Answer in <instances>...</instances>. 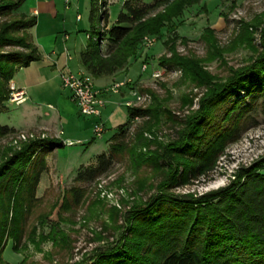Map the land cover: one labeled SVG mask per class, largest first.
<instances>
[{
  "label": "trees",
  "instance_id": "obj_1",
  "mask_svg": "<svg viewBox=\"0 0 264 264\" xmlns=\"http://www.w3.org/2000/svg\"><path fill=\"white\" fill-rule=\"evenodd\" d=\"M25 1L3 0L0 17L9 16ZM200 1L154 0L146 4L142 0H125L116 24L108 28L107 0H92L88 43L80 55L82 67L94 79L121 73L131 59L137 60L145 37H160L167 24L187 6ZM36 24V16L25 14L0 23V115L7 109L5 104L11 98L10 84L16 72L42 58L28 33ZM208 33L206 43L211 42L214 32ZM262 39L263 49L256 58L246 66L232 69L224 82H216L203 68V61L180 56L175 52V42H166L172 57L161 58L159 66L182 69L195 86L206 87L207 92L199 109L184 118L162 107L154 94L152 106L127 108L128 121L111 137L109 153L99 155L96 164L78 169L75 183H94L107 174L119 155L127 153L135 170L148 165L163 175L156 186L150 185L149 190L156 191L149 200L137 203L129 212L125 231L117 242L89 264H264V159L239 170L234 181L218 191L199 198L172 194L175 188L207 177L226 144L236 141L242 112L232 120L237 105L229 109L222 118L224 123L230 122L229 126H219L218 130L214 127L217 112L243 91L251 93L259 87V94L264 92V34ZM104 41L109 43L107 50L102 48ZM191 103L187 98L183 105ZM161 117L178 127L176 138L153 150L143 134L157 126ZM139 119L145 125L136 129L129 142L130 124ZM18 134L0 125V136ZM61 147L63 141L57 138H39L24 144L0 165V252L6 247V238L13 240L16 253L23 244L28 207L36 201V190L46 170L45 157ZM143 149L149 152L142 153ZM139 185L143 189L144 183ZM84 194L81 188L69 189L43 222L56 226L63 212L78 206ZM41 239L55 245L61 240L55 232Z\"/></svg>",
  "mask_w": 264,
  "mask_h": 264
},
{
  "label": "rangeland",
  "instance_id": "obj_2",
  "mask_svg": "<svg viewBox=\"0 0 264 264\" xmlns=\"http://www.w3.org/2000/svg\"><path fill=\"white\" fill-rule=\"evenodd\" d=\"M2 1L0 0V4ZM55 1L59 11L61 9L63 18L64 15L66 16L62 8L64 0ZM81 1L82 7L86 3L87 7L89 6L90 0ZM27 2L26 0L9 16L0 17V23L15 20L19 14L27 15L30 10V4ZM107 2L109 24L112 27L116 24L125 0H107ZM142 2L151 4L154 0H142ZM68 13L71 14V12ZM79 13L83 16L81 23H85L84 7ZM81 23L79 22L78 25L81 26ZM85 30L88 31L89 26H86ZM208 30L214 32L211 35L213 38L211 44L206 43L210 35ZM263 34L264 0H231L228 2L201 0L195 5L187 6L180 16L174 18L171 24L166 25L160 37H154L153 46L143 47L141 45L137 60H130L129 65L133 63L129 74L132 75V79H128L134 82V86L141 94H148L151 97L141 108L152 106L154 94L162 107L168 109L176 117L184 118L199 109L200 100L207 92L206 87L195 86L185 76L182 69L159 66L161 58L172 57L167 41L169 45L173 44L172 41L175 42V52L180 56L203 61L202 66L205 71L216 82H224L232 69H239L250 64L262 51ZM76 37L77 46L87 42L86 32L79 29L68 41L69 48L74 46ZM108 45L109 43L104 41L103 50H107ZM143 63H148L152 67L166 68L167 72L162 79L154 80L151 77L150 68L145 73L141 71ZM174 72L178 74L175 75ZM96 85H99V82L96 81ZM259 90L260 88L257 87L251 93L243 91L236 94L219 108L214 124L217 130L219 126L222 128L229 126V121L224 123L222 120L229 109L237 105L236 111L231 114L232 120L242 112L236 141L226 144L207 177L201 176L198 181L190 185L173 189L174 196L193 195L199 198L223 189L234 181L239 170L250 168L264 159V92L259 94ZM125 91V95L132 99L130 90ZM187 98H190L192 103L184 106ZM46 104L41 103L37 110L38 114L52 112ZM8 105L9 111H4L0 115L2 126H16L20 129L24 123L35 118V116L31 118L24 115L25 106ZM121 110L127 114L126 107L122 106ZM89 120L91 118L88 117L81 119L82 122ZM93 124L85 131H72L66 126L54 128L56 138L63 141L64 147L52 149L46 155V170L42 173L40 186L38 184L39 188L37 187L36 190V201L28 207L23 244L16 253L13 250V245H15L13 240L6 238L4 243L6 247H3L0 252L3 264H89L117 242L120 234L125 231L127 217L133 207L137 203L146 202L155 193L156 190H149V187L151 184L156 186L163 179V175L155 172L148 165L135 170L127 153L119 155L107 174L96 182H74L81 166L94 165L99 155L109 153L111 137L117 132V129L112 127L111 121H108L107 129L102 136L94 139ZM143 125H145L144 121L140 119L130 124L129 142L133 139L136 129ZM176 129L178 127L172 126L167 117H161L159 124L151 131L144 132L143 137L151 149L155 150L157 146L166 145L174 140ZM18 132H23L26 140H19L10 135L0 136V165L13 152L19 151L24 144L37 140L41 138V134H44L37 130ZM31 135L34 137H29ZM76 136L81 138V141H77ZM68 137L71 138L72 145H65L64 140ZM148 152L146 149L142 150V153ZM261 173L264 174V170ZM140 183H144L143 189L140 188ZM73 187L85 191L82 202L78 206H70L66 209L56 226L43 222L55 204L63 199L66 192ZM116 226L122 229L114 230ZM32 231L34 234L31 233ZM53 232L58 235V240L61 238L59 245H55L51 240L42 241L41 239Z\"/></svg>",
  "mask_w": 264,
  "mask_h": 264
},
{
  "label": "crops",
  "instance_id": "obj_3",
  "mask_svg": "<svg viewBox=\"0 0 264 264\" xmlns=\"http://www.w3.org/2000/svg\"><path fill=\"white\" fill-rule=\"evenodd\" d=\"M27 1L30 4L27 16L37 17L36 26L31 28L28 33L31 35L32 41L38 48L42 58L40 61L32 62L28 67L20 68L11 81L17 90L25 92V100L19 105L7 102L5 106L7 108L6 111H9L8 104L18 107L25 106L24 115L31 118L35 116V118L24 123L23 126H20V129L16 128V126H4L15 131L37 130L44 133L47 137L55 136L54 138L57 137L54 129L57 126L70 127L72 131H85L88 127H92L95 120L91 118L89 121H81L85 117L80 114L70 93L62 88L60 75L67 70L74 73L88 74L82 67L80 55L86 49L88 43V32L91 28L90 11L92 0H90L88 7L87 3L83 5L86 11L85 23L86 26H89L88 31L85 30V23H81L83 21V16L79 13L83 8L81 0H64L62 8L66 16L64 15L63 18L61 9L59 11L55 0ZM68 12H71V14ZM74 15L75 18L73 19ZM78 16L80 20H77ZM79 22L81 26L78 25ZM110 27L108 23V28ZM79 29L86 32L87 42L77 46L78 39L76 37L74 46L69 48L68 41L71 40L72 34L78 32ZM65 48L70 52L71 59L66 57ZM73 62L74 64H72ZM132 64L126 70L114 76L100 79L92 77L96 88L102 90L116 82L128 80V78L132 79V75H129ZM96 81L99 82V85H96ZM125 90L123 89L120 94L110 93L106 96L107 105L102 110V120L105 122L106 129L108 121H111L112 127L115 129L128 121V112L124 114L121 110L122 106L119 105L122 101L131 99V97L125 95ZM48 100L52 102H45ZM41 103H47V107L52 112L38 114L37 110ZM75 139L81 141L78 136ZM64 141L72 142L70 137Z\"/></svg>",
  "mask_w": 264,
  "mask_h": 264
},
{
  "label": "built area",
  "instance_id": "obj_4",
  "mask_svg": "<svg viewBox=\"0 0 264 264\" xmlns=\"http://www.w3.org/2000/svg\"><path fill=\"white\" fill-rule=\"evenodd\" d=\"M77 20H80L79 16L77 17ZM154 43L155 39L152 36H147L142 41L143 47H151ZM64 53L68 59H71V54L68 49L65 48ZM149 68L151 69V77L154 80L162 79L167 72L166 68L152 67L148 63L142 64L141 71L145 73ZM174 74L177 75L178 72H174ZM60 79L62 88L70 93L71 98L76 103L80 114L83 117L95 120L93 124L94 139L101 137L106 130L105 122L102 120V110L107 105L106 96L108 94H120L123 89H129L133 98L119 103L120 106H124L126 108L142 107L145 102L151 99L148 94H141L134 86V82L130 79L116 82L102 90L96 88L93 78L89 74L74 73L67 70L60 75ZM10 89L11 98L9 101L16 103V105L21 104L25 100V92L17 90L12 83L10 84ZM29 137L34 136L31 135ZM40 137L45 138L47 136L45 134H41ZM16 138L19 140H26V135L23 132H19ZM64 143L65 145L73 144L70 141H64Z\"/></svg>",
  "mask_w": 264,
  "mask_h": 264
}]
</instances>
